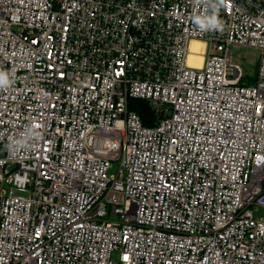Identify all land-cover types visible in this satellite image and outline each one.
I'll list each match as a JSON object with an SVG mask.
<instances>
[{
	"label": "built area",
	"instance_id": "2783aa9c",
	"mask_svg": "<svg viewBox=\"0 0 264 264\" xmlns=\"http://www.w3.org/2000/svg\"><path fill=\"white\" fill-rule=\"evenodd\" d=\"M206 12L0 0V264H264V0H225L222 32ZM233 45L260 50L253 83Z\"/></svg>",
	"mask_w": 264,
	"mask_h": 264
},
{
	"label": "clouds",
	"instance_id": "9594fccd",
	"mask_svg": "<svg viewBox=\"0 0 264 264\" xmlns=\"http://www.w3.org/2000/svg\"><path fill=\"white\" fill-rule=\"evenodd\" d=\"M198 3H203L206 9H210V12H206L205 15L194 17V23L202 32L207 31H223L224 22L219 17V10L224 6L225 0H198ZM10 76L12 78H10ZM11 83H14V72L8 73L0 71V88H5ZM36 138H39L38 133H33ZM25 142L22 139L12 140L9 143L8 150L14 151L23 147Z\"/></svg>",
	"mask_w": 264,
	"mask_h": 264
},
{
	"label": "rangeland",
	"instance_id": "374dc122",
	"mask_svg": "<svg viewBox=\"0 0 264 264\" xmlns=\"http://www.w3.org/2000/svg\"><path fill=\"white\" fill-rule=\"evenodd\" d=\"M259 54L260 50L256 47L245 46V45H233L232 46V64L239 65L242 68L243 73L245 74V82L249 81V79H253L258 73V63H259ZM166 107L165 105H162ZM117 164L114 163L110 173L117 172ZM264 213L263 209H258L255 212L256 216H261ZM120 251L116 249L113 252L114 260L119 258Z\"/></svg>",
	"mask_w": 264,
	"mask_h": 264
},
{
	"label": "trees",
	"instance_id": "16d2710c",
	"mask_svg": "<svg viewBox=\"0 0 264 264\" xmlns=\"http://www.w3.org/2000/svg\"><path fill=\"white\" fill-rule=\"evenodd\" d=\"M255 79L256 77L251 80L249 79V81L245 83H253ZM129 108L140 114L145 125H154L159 120V117L156 115L149 101L138 98H130Z\"/></svg>",
	"mask_w": 264,
	"mask_h": 264
},
{
	"label": "bare ground",
	"instance_id": "6f19581e",
	"mask_svg": "<svg viewBox=\"0 0 264 264\" xmlns=\"http://www.w3.org/2000/svg\"><path fill=\"white\" fill-rule=\"evenodd\" d=\"M205 43L198 40H193L191 50L193 51L189 56V63L195 66H201L203 63V52Z\"/></svg>",
	"mask_w": 264,
	"mask_h": 264
}]
</instances>
